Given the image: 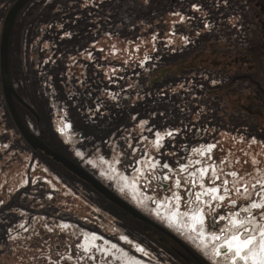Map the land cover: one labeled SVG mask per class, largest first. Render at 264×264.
I'll list each match as a JSON object with an SVG mask.
<instances>
[{"label": "rangeland", "instance_id": "374dc122", "mask_svg": "<svg viewBox=\"0 0 264 264\" xmlns=\"http://www.w3.org/2000/svg\"><path fill=\"white\" fill-rule=\"evenodd\" d=\"M14 1L0 0V33ZM257 10L253 0H30L24 5L11 32L9 75L19 92L45 115L57 148L187 242L208 263L193 252L200 262L196 261L174 239L132 217L61 164V176L46 168L14 134L0 86V264H107L106 255H101L107 241L142 250L143 254L136 252L149 264H219L212 258V246L205 250L195 239L187 240L170 218L157 212V206L167 190L172 191L167 197L176 192L178 179L180 189L194 187L185 193L180 190L183 207L178 210L200 206L194 201L198 188L186 183L189 172L180 168L196 158L192 150L205 144H213L214 150L202 160L216 169L208 171L206 181L226 186L225 200L213 203L230 207L218 221L264 194V119L241 106L243 100L252 103L253 83L243 76L231 82L233 74L205 77L212 89L225 92L214 95L217 92L205 94L208 89L195 87L188 79L200 69L199 62L202 68L216 67L213 61L207 63L206 55L198 56L200 49L211 53L214 45L227 49L232 44L242 55L262 51ZM150 32L156 46L169 54L166 63L153 60L157 75L151 77L148 69L122 77L118 66L128 60L114 56L116 47L131 44L132 39L138 42ZM190 67L198 69L188 78L177 75L172 85L167 83V70L176 75ZM261 69V65L252 71L234 67L232 73H248L264 84ZM112 79L125 82L123 93L112 89ZM156 80L160 83L152 84ZM27 121L31 126L28 117ZM62 123L70 125L69 137L60 133ZM104 160L112 161L114 173L127 176L141 162L139 192L153 197L151 202L133 197ZM194 164L188 169H197ZM167 173L171 180L163 181ZM204 205L209 233H221L209 225L215 209ZM85 229L107 241L86 252L78 239Z\"/></svg>", "mask_w": 264, "mask_h": 264}, {"label": "flooded vegetation", "instance_id": "af4514ba", "mask_svg": "<svg viewBox=\"0 0 264 264\" xmlns=\"http://www.w3.org/2000/svg\"><path fill=\"white\" fill-rule=\"evenodd\" d=\"M254 2H257V12H256V18L259 20V23L261 24V33L264 35V2L261 0H253ZM264 43V42H263ZM228 48V47H227ZM227 49L219 48V46L214 45L211 53L205 50L200 51L198 56H205V60H207V63L213 61L214 63H211V65H216L221 68L228 69L227 74H233L232 79L234 77L235 80H238L239 76H243V79L250 80L254 85V94L251 98L252 103H249L247 100H243V103H241V106L244 107V110L251 115H256L257 117H261L264 119V84L260 82L259 79H254L251 75L248 73H245L243 75H236V73L233 72V67H242L243 69L249 68V70H254L257 68L258 65L262 66L261 71L264 74V46H262V51H256L253 52L252 50H248V55L240 54L236 51L234 52H227ZM209 54V55H208ZM206 63V64H207ZM223 75V74H222ZM225 75V74H224ZM251 76V77H250ZM264 77V75L262 76ZM11 80V77H10ZM233 82V81H232ZM11 83L13 84L12 80ZM1 86V83H0ZM17 94L19 97L27 104L29 105L36 115H34L28 108H26L23 104H21L19 101H17L15 98H13V103L15 110L17 112V115L20 119V121L24 124V126L36 134V136L40 139H42L46 145L63 154L66 156L67 154L61 151V149L57 148L58 144L57 142L53 141L54 135L51 133L50 130V124L48 123L45 115L39 111L37 108H35L29 101L19 92V90L16 88V86L13 84ZM2 92V88H1ZM3 95V93H2ZM245 96L242 98L244 99ZM3 102H4V109L6 112V116L10 122V126L14 131V134L19 137V139L22 140V142L27 146V148L30 150V152L39 159L42 163L45 164V167L50 169L55 175L61 176L64 168L57 162L53 161L49 156H46L43 154L40 150H33L27 142L23 139L22 135L20 134L18 128L16 127L11 113L8 110V107L6 106L4 96H3ZM236 102V101H235ZM234 102V103H235ZM238 103V102H236ZM249 103V104H248ZM239 104V103H238ZM139 113L138 111H136ZM27 117L32 121V125L30 126L27 121ZM35 128V131L34 129ZM60 133L70 136V125L68 123H62L59 126ZM7 133H10L9 131H6ZM162 134H158L160 136ZM159 141V140H158ZM214 146L206 144L202 147L195 148L192 150V153L196 158H193L189 164H185L180 168V170H184L185 173H188L186 175V180L191 183L193 186L198 188L195 192L194 201L197 203L199 202L200 206L198 208H192L190 210L180 211L178 210L179 205L183 207L182 204V193H185L187 189H191L194 187H186L183 189L179 188L178 181L180 179L175 180V190L176 192L173 193L171 197H167V194H170L171 189L167 190L166 195L162 197L161 202L158 204V210L157 212L160 214L161 212L163 215H166L168 218H170L172 223H175V226L179 229V233H183L184 236H188L186 239L189 240V237L191 239H195L196 243L201 246H212V258L215 262L221 263V264H264V194L257 196V199L250 200L247 203L246 206H243L239 212L231 213L230 216H220V220L218 221V217L220 214H224L228 208L227 205H224L221 207L218 206V202H223L225 200L222 190V185H218L215 183V181H206L208 179V173L210 170L213 171V173L216 172L215 167L208 166L209 164L205 163V160H202V158H206L207 154L213 151ZM193 156V155H192ZM193 156V157H194ZM69 158V156H66ZM50 159V161H53L54 165H49L47 160ZM72 160L71 158H69ZM73 161V160H72ZM76 163L75 161H73ZM104 164H107L111 175L117 179L120 185L126 187L129 189L130 192H132L133 197L138 199V201H145L151 202L150 200L153 198L151 196H145L143 193L139 192V179L141 178V175L144 174V167L142 166V163L140 162L138 164V169L133 173L132 176H127L126 174H118L114 173L112 167V161H103ZM193 168L197 169H188L193 164ZM77 164V163H76ZM79 165V164H77ZM152 166L154 164H151ZM157 165V163H156ZM159 165V164H158ZM80 166V165H79ZM171 170L172 168H168ZM87 171V170H86ZM209 171V172H208ZM99 181H101L107 188H109L112 192L119 195L121 198H123L120 193H118L114 188L108 187L98 176L94 175ZM79 179V178H78ZM163 181L171 180L170 174L167 173L164 175V177H161ZM80 180V179H79ZM81 182L85 183L84 181L80 180ZM169 182V181H167ZM28 183V182H27ZM87 184V183H86ZM224 186V185H223ZM137 188L138 190H136ZM181 190V191H180ZM138 194L139 197H137L135 194ZM253 196V195H252ZM132 198V197H131ZM126 202H128L132 207H134L136 210L141 212L142 214L146 215L140 208H137L132 203H130L128 200L123 198ZM137 201V202H138ZM230 201V200H229ZM205 203H208L210 205V208L215 209L214 212L210 213L211 217L209 219V225L211 227L218 231L221 229V233H209L207 229L206 224V217H205ZM237 204V203H235ZM173 210V213H170ZM253 210H256L253 212ZM262 210V211H261ZM243 214L242 216L240 215ZM246 214V215H244ZM147 216V215H146ZM150 218L149 216H147ZM151 220H154L150 218ZM216 220V222H215ZM155 221V220H154ZM218 221V222H217ZM157 222L159 225L164 227L162 223ZM225 223V226L222 228L223 224ZM173 225V224H172ZM210 227V228H211ZM166 228V227H164ZM167 229V228H166ZM168 230V229H167ZM170 231V230H169ZM80 232V231H79ZM80 234V233H78ZM109 237L114 239V236L111 234H108ZM84 240H83V247L85 248L86 252L88 250H94L97 249L101 241L95 242L94 235H89V233H84ZM95 242L97 245V248L88 247L89 242ZM107 240H104V242ZM190 241V240H189ZM119 242V241H118ZM185 242V241H184ZM106 243L109 245L106 246ZM112 243V241H111ZM108 241L102 244L103 253L101 254L106 255L105 261H109L107 264H149L142 260V256L140 253H137L136 251L140 250H134L131 246H129L126 243L119 242L120 246L118 244H111ZM191 249H193L192 246H190L187 242H185ZM125 248V249H124ZM124 249V250H123ZM127 249V250H126ZM195 250V249H193ZM143 254V251L140 250ZM197 252V251H196ZM132 255V256H131ZM137 255V256H136ZM201 255V254H200ZM141 257V258H140ZM137 258V259H136ZM140 258V259H139ZM139 259V260H138Z\"/></svg>", "mask_w": 264, "mask_h": 264}, {"label": "water", "instance_id": "95a60500", "mask_svg": "<svg viewBox=\"0 0 264 264\" xmlns=\"http://www.w3.org/2000/svg\"><path fill=\"white\" fill-rule=\"evenodd\" d=\"M30 0H15L12 6L7 11L2 28L0 33V83L2 88V93L4 96V100L6 106L8 107L9 112L11 113L12 119L18 128L20 134L22 135L23 139L27 142V144L33 150H40L43 152L44 155L49 156L53 161L61 164L65 167L68 171L76 175L80 180L87 183L91 186L95 191L109 200L111 203L116 204L117 206L121 207L123 210L128 212L132 217L137 218L141 221H144L153 227L157 228L161 232L165 233L172 239H174L177 243H179L193 258L199 261V258L194 255L190 247L179 237L173 234L171 231L167 230L166 228L159 225L157 222H154L134 207H132L128 202H126L123 198L119 195L112 192L109 188H107L101 181H99L94 175L86 171L83 167L77 165L72 160L64 156L63 154L49 148L46 143L38 138L36 134L28 130L24 124L20 121L17 112L14 107L13 98L23 104L26 108H28L34 115L36 113L34 110L27 105L17 94L13 84L10 80L9 75V45H10V38L11 32L14 25V22L20 12V10L26 5ZM37 116V115H36ZM202 264V263H201Z\"/></svg>", "mask_w": 264, "mask_h": 264}, {"label": "trees", "instance_id": "16d2710c", "mask_svg": "<svg viewBox=\"0 0 264 264\" xmlns=\"http://www.w3.org/2000/svg\"><path fill=\"white\" fill-rule=\"evenodd\" d=\"M150 34H151V32L147 33L142 39L138 40V42L137 41H133L134 39H132L133 43H131V44L119 43L118 46L116 47L114 56H117L118 58H121L122 60L123 59H127L128 60L126 62L127 65L125 63H124V65H121V66L117 65L118 67H120V68H118V70H123V73L120 74V75H122V77L130 76V75L134 76L136 74L140 75L139 72H140L141 69H143V72H144L145 69H148L147 70V72H149L148 76L151 77V76L157 75V73H154L155 69H152V66L154 64L153 60H156V58H158V61L162 60L164 63H166L167 59L169 58V54L165 53L164 49H161L160 44L158 46H156V37L152 38V36H150ZM174 35H176V34H174ZM174 35H173V39L172 40L175 39ZM152 39H153V43H155L154 45L151 42ZM135 46H136V49H134ZM235 47H233L232 44H229V47L227 48L226 51L229 52V53L230 52L232 53V52L236 51ZM200 51H203V50L200 49L197 52L199 53ZM175 52H176V50H175ZM199 54H201V53H199ZM202 64L203 63H200V62L198 64L199 65L198 68H200V69H198L197 67H190L189 70H185L183 72L184 74L181 73V71H178L176 73V75H173V73L169 74V72L171 70H167L165 72L164 76L165 77L168 76L170 78L167 83H169V85H172V82H175L174 80L173 81L171 80L173 76L175 77L177 75H185V78H188L186 76L190 75L189 73H191L192 71L198 69L197 73H196L197 76L199 75L198 78H195V77H197L196 75L194 76L193 79L190 76L188 78V79L192 80V83L194 84L195 87L201 86L202 89L204 88V90L208 89L209 93H205V94H212L214 92H217V93H214V95L224 94L225 92L221 88L216 89V90L212 89V87L209 86V84H211V81L210 80H205V77H211L212 75H214L215 77H220L222 74L223 75L225 74V76H229L230 73L229 74L226 73L228 69L216 66V67H213L212 70H211V69H208V68H202L201 67ZM124 66H126V67H124ZM155 66H156V70H157L158 69V65L156 64V61H155ZM115 70L117 71V69H115ZM146 75H147V73H146ZM182 78L185 79L184 77H182ZM235 78L236 77L231 79V82L234 81ZM111 81H112V83L114 85V88H112V89H114L116 91H120V92L122 91V93L124 92L123 91V88L125 87V82L124 81H122L120 79H117V80L116 79H112ZM154 83H156V85H158V83H160V81L156 80L152 84H154ZM192 83H191V85H192ZM120 101L121 100H119V102ZM191 250L201 260H203L204 262L206 261L208 263V261L202 255H200L198 252H196L193 249H191Z\"/></svg>", "mask_w": 264, "mask_h": 264}, {"label": "built area", "instance_id": "2783aa9c", "mask_svg": "<svg viewBox=\"0 0 264 264\" xmlns=\"http://www.w3.org/2000/svg\"><path fill=\"white\" fill-rule=\"evenodd\" d=\"M208 145H209V144H206V146H208ZM210 145H213V144H210ZM213 146H214V145H213ZM213 150H214V148H213ZM208 154H209V153H208ZM167 167H168V168H171L170 165H168ZM168 168H167V169H168Z\"/></svg>", "mask_w": 264, "mask_h": 264}]
</instances>
